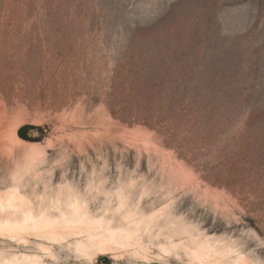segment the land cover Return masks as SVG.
<instances>
[{
    "label": "rangeland",
    "instance_id": "obj_1",
    "mask_svg": "<svg viewBox=\"0 0 264 264\" xmlns=\"http://www.w3.org/2000/svg\"><path fill=\"white\" fill-rule=\"evenodd\" d=\"M32 149L93 209L125 185L264 264V0H0V189ZM148 255L49 264L187 262Z\"/></svg>",
    "mask_w": 264,
    "mask_h": 264
},
{
    "label": "bare ground",
    "instance_id": "obj_2",
    "mask_svg": "<svg viewBox=\"0 0 264 264\" xmlns=\"http://www.w3.org/2000/svg\"><path fill=\"white\" fill-rule=\"evenodd\" d=\"M18 128L10 137L26 142ZM28 158L13 173L12 184L0 189V264H49L62 251L90 261L99 254L120 260L129 249L150 260L151 246L166 256L185 255V264H260L235 240L195 233V226L176 216L170 204L148 212L125 185L113 191L99 187L98 195L106 199L93 209V186L84 194L68 182L55 185L43 176L33 149Z\"/></svg>",
    "mask_w": 264,
    "mask_h": 264
},
{
    "label": "trees",
    "instance_id": "obj_3",
    "mask_svg": "<svg viewBox=\"0 0 264 264\" xmlns=\"http://www.w3.org/2000/svg\"><path fill=\"white\" fill-rule=\"evenodd\" d=\"M31 126L30 125H25V126H22L19 130H18V135L23 138V139H28V136L26 134V131L28 129H30Z\"/></svg>",
    "mask_w": 264,
    "mask_h": 264
}]
</instances>
